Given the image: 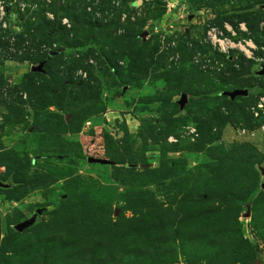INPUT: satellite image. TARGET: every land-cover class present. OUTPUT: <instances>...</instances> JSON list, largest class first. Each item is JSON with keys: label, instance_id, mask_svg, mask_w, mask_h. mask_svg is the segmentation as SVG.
Segmentation results:
<instances>
[{"label": "rangeland", "instance_id": "374dc122", "mask_svg": "<svg viewBox=\"0 0 264 264\" xmlns=\"http://www.w3.org/2000/svg\"><path fill=\"white\" fill-rule=\"evenodd\" d=\"M18 1L0 264H264V0Z\"/></svg>", "mask_w": 264, "mask_h": 264}, {"label": "built area", "instance_id": "2783aa9c", "mask_svg": "<svg viewBox=\"0 0 264 264\" xmlns=\"http://www.w3.org/2000/svg\"><path fill=\"white\" fill-rule=\"evenodd\" d=\"M16 3L17 4H15L13 1H1L0 0V19H2L5 16V14L9 12L10 9H17L20 12L24 11L26 7L25 4L23 2H19L18 0ZM46 3L50 5L51 1L46 0ZM33 7L36 8V6H33ZM46 15L48 18L53 19L52 15L50 14H46ZM64 24H65V21H64ZM211 42L213 43V45L217 46L219 50L223 53H225V51L229 49L228 47L225 46L224 44L225 41L217 40V35L214 32H213V35L211 36Z\"/></svg>", "mask_w": 264, "mask_h": 264}, {"label": "water", "instance_id": "95a60500", "mask_svg": "<svg viewBox=\"0 0 264 264\" xmlns=\"http://www.w3.org/2000/svg\"><path fill=\"white\" fill-rule=\"evenodd\" d=\"M32 71L33 72H41V67L33 68ZM262 74H264V70L262 71Z\"/></svg>", "mask_w": 264, "mask_h": 264}, {"label": "trees", "instance_id": "16d2710c", "mask_svg": "<svg viewBox=\"0 0 264 264\" xmlns=\"http://www.w3.org/2000/svg\"><path fill=\"white\" fill-rule=\"evenodd\" d=\"M256 21H258V19H254V22H255V23H257ZM248 24H249V22H248ZM249 27H250V24H249Z\"/></svg>", "mask_w": 264, "mask_h": 264}]
</instances>
